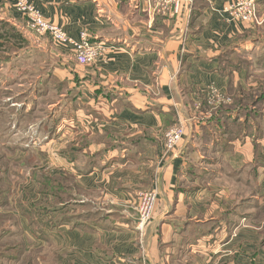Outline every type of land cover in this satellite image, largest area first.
<instances>
[{"label":"crops","instance_id":"obj_1","mask_svg":"<svg viewBox=\"0 0 264 264\" xmlns=\"http://www.w3.org/2000/svg\"><path fill=\"white\" fill-rule=\"evenodd\" d=\"M26 1L103 50L89 66L54 44L51 60L33 59L46 45L9 5L0 10L28 42L24 63L38 68L24 105L55 113L32 141L11 137L5 159L22 178L0 196V264H264V126L233 137L235 116L254 109L216 110L214 123L199 112L211 87L246 101L248 70L220 69L258 52L264 25L230 22L231 0H190L177 16L158 0ZM177 124L185 135L163 158L164 132ZM149 190L157 202L140 235L136 197Z\"/></svg>","mask_w":264,"mask_h":264},{"label":"rangeland","instance_id":"obj_2","mask_svg":"<svg viewBox=\"0 0 264 264\" xmlns=\"http://www.w3.org/2000/svg\"><path fill=\"white\" fill-rule=\"evenodd\" d=\"M3 6L4 4L2 5V3H0V10L2 11L5 9ZM263 25L257 26L255 29L262 28ZM25 30L27 33L31 34L32 37L40 39L44 45H46V52L40 54L38 53L39 51L35 50V53L32 54L31 57L36 59L41 56L51 60L53 58V50L56 48L51 39L47 35L38 36L28 28H25ZM16 38L17 41L14 40ZM32 41H34V39H32ZM27 44L28 42L22 39L21 36L19 37L18 32L13 30L8 23L0 20V66H4L3 68H0V190L2 189L6 193L7 189L10 194L14 192L13 189L15 190L17 188V185L21 182L22 178L19 175L12 176L14 172L19 171V168L16 164L13 165L5 159L10 156L11 148L13 146L11 141L13 139L15 140V138L28 136L30 134L28 128L29 131L34 130L35 136L40 125L46 123V118L50 120V118L55 115V113H53L54 110L46 108L43 102L36 104V110H34V112L32 111V108L24 105L27 100L33 101L32 95L36 84H34L35 79H32L31 77H33V72L36 73V70H38L37 67H35V69L31 68L23 61L26 57L22 55L24 54L22 48ZM48 49L50 53L48 52ZM12 59L16 62H12L9 66L4 64L6 61ZM229 64L232 66L233 70L236 68H245L246 71L248 70L250 75L249 84H252V88L250 87L248 93H244L247 99L241 107L254 110H250V113H244L245 116L242 117L235 116V119H241L236 122V128L232 129V131L237 129V132L232 134L233 137L234 135L237 137L240 136L243 129L249 131L251 128L250 125H255V127L264 126V42H262L258 52H255L252 56L250 55L249 59L244 53L235 54L230 58ZM29 90V96L27 98L24 97ZM226 98L229 101L225 102ZM42 99L43 98H41V101ZM232 100L233 95L229 93L225 94L220 101H211L209 99L205 101L204 106L201 105L199 111L204 115L206 120L205 123H214L212 116L216 110L224 111L231 109L233 104ZM232 122V120L224 119V121H222V124L224 123L225 125L223 126V129L225 130L227 128L226 125H229ZM15 131H17L18 134L16 137H13L12 135ZM250 133L253 134V131L251 130ZM262 134L263 132L260 133V136H262ZM7 173L11 174L7 177ZM3 177H6V180H4L5 178ZM3 227L4 226H0V232H2ZM0 242L4 241L0 240ZM2 246L3 244L0 243V248Z\"/></svg>","mask_w":264,"mask_h":264},{"label":"built area","instance_id":"obj_3","mask_svg":"<svg viewBox=\"0 0 264 264\" xmlns=\"http://www.w3.org/2000/svg\"><path fill=\"white\" fill-rule=\"evenodd\" d=\"M258 0H231L224 8L229 21L237 23L246 28H255L264 24V17L259 15L257 8ZM0 3L9 5L13 11L21 15L27 25V28L38 36L47 35L52 43L59 48L71 51L75 61L83 66L92 65L101 55L102 46L91 42L86 31H80L77 38L69 37L56 24L45 20L40 12L26 0H0ZM160 11L169 10L172 16L182 14L189 10L190 0H158ZM224 94L211 87L207 93V100L220 101ZM229 101L227 98L225 100ZM28 136H23L28 142L34 138V130H30ZM14 134H18L17 131ZM184 127L177 124L168 128L163 135V155H172L175 153L178 145L184 137ZM29 145L25 144L27 148ZM157 202V194L154 190L139 193L136 197V219L135 230L142 235L151 221L152 213ZM137 264H147L145 257Z\"/></svg>","mask_w":264,"mask_h":264},{"label":"trees","instance_id":"obj_4","mask_svg":"<svg viewBox=\"0 0 264 264\" xmlns=\"http://www.w3.org/2000/svg\"><path fill=\"white\" fill-rule=\"evenodd\" d=\"M14 40L17 41V38L14 39ZM240 69H242V68H236V69L233 70L232 66L229 64V62H227L226 64H224L223 68L220 69V72L227 73V75H230L232 71H239ZM237 92H241V90L238 89ZM232 101H233L232 108L228 109V110H232V109H234V108H236L238 106L241 107L242 104L245 103L244 99H241V98L238 99L237 97H233ZM50 186L52 187L51 193L53 195V193H54L53 192L54 191V189H53V181H50ZM3 192L4 191L1 189L0 190V196L3 194Z\"/></svg>","mask_w":264,"mask_h":264}]
</instances>
